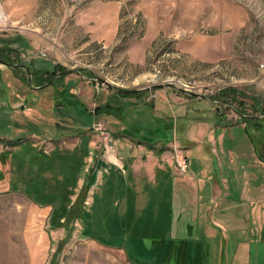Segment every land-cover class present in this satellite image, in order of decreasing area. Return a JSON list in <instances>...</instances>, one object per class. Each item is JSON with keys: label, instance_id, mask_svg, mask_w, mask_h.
<instances>
[{"label": "rangeland", "instance_id": "1", "mask_svg": "<svg viewBox=\"0 0 264 264\" xmlns=\"http://www.w3.org/2000/svg\"><path fill=\"white\" fill-rule=\"evenodd\" d=\"M0 3L6 20L0 24V47L18 50L22 63L32 70L31 79L34 71L56 70V65L65 68L51 82L64 75L58 87L63 85L69 92L52 97L51 84L43 83V87L36 89L28 87V74L0 65V138L17 141L13 146L0 144V153L5 151L3 157L9 160L7 170L12 184L27 186L29 182L20 175L33 174L38 187L35 200L52 207L47 221L50 239L56 240L51 264L96 263L98 247L119 253L116 248L97 245L92 240L123 243L127 247L133 233L144 237L140 240L157 237L154 234L159 228L166 233L162 226L163 218L167 219L163 208L145 210L157 189L152 187L151 178L146 177L145 168L136 167L133 181L128 172L115 181L103 180L100 173L97 179L96 174L91 175L97 153L101 156L105 150L111 151V145L115 142L117 146L122 140L134 144L156 141L181 147L192 139L194 131L206 138L208 129L221 123L218 118L221 112L228 114V109L242 113L243 121L246 115L264 118V0H0ZM72 69L75 70L71 73L57 75ZM79 70L83 72L80 74ZM95 77L107 80L117 89L172 82L209 99L186 96L172 88L142 92L138 96L118 94ZM105 103L115 108L110 113L105 110L96 113L95 108L100 106L101 110ZM254 123L249 119L223 138L225 143L233 142L234 136L250 139L254 150L244 157L246 173L242 176L250 186L264 179L254 164L256 158H264L261 151L264 125ZM97 125L100 132L94 128ZM174 154L173 175L182 177L176 173V157L178 160L184 154L179 150ZM189 163L186 159L187 168ZM167 178L169 185L163 182V191L171 189V169H167ZM123 179L136 194L137 210L129 219L127 231L120 229L118 219L126 204L125 195L112 197L113 189L124 191ZM181 180V192L191 194L195 184L186 178ZM104 183L107 195L106 189L103 192ZM241 185V180H235L233 198L224 202L223 207L219 200L216 210L219 212L224 206L246 207H239L240 213L226 214L231 218L226 225L219 220V225L210 229L209 240H230L234 254L238 253V244L245 243L246 264H264V214L259 217L253 211L256 204L252 197L243 204L233 202L232 199H238ZM186 200L189 198L181 199L183 203ZM113 204L119 214L106 215L116 220L115 225L109 221L96 222L98 213L103 215V210H110ZM75 205L83 209V217L73 220L68 217ZM152 214V224L148 226L145 221ZM65 215L63 224L58 225V219ZM132 226L135 230H131ZM139 226L150 229H138ZM175 231L171 224L165 236L172 237ZM202 231L197 228V236Z\"/></svg>", "mask_w": 264, "mask_h": 264}, {"label": "crops", "instance_id": "2", "mask_svg": "<svg viewBox=\"0 0 264 264\" xmlns=\"http://www.w3.org/2000/svg\"><path fill=\"white\" fill-rule=\"evenodd\" d=\"M210 101L212 102V100ZM221 114L222 116L218 118L221 123L210 127L206 138L199 137L198 131H194L192 139L187 140L181 147L165 146L158 143L153 148H147L143 144H134L130 141L123 142L122 140L117 146L114 142L111 145V151L105 150L101 156L97 153L96 162H93L91 166L96 178L97 173H100V178L105 181H111V179L115 181L116 178L119 179L120 174L125 177L126 172H128V176H132L131 181H133V171L136 167L143 166L145 171L148 172L146 177L151 178V181H153L152 187L154 188L157 186L158 180L166 179L167 169H171V175H173L172 167L175 150H179L184 154L190 163L183 176H185L187 182L195 184V188L191 194L181 192V190L177 192L180 200L183 196L185 199L189 198L185 201L188 202V205L183 206L182 209L192 214L189 217L195 220L194 232L200 227L203 230L199 236L195 237L199 240H191L188 244L186 256L178 253L176 260L187 259L186 261H188L189 259L186 264H246L243 254L245 243H239L236 249L238 253L234 254L232 248L229 247L230 240H209V231L213 226L219 225V220L226 225L231 220L230 216H226V214L240 213L241 210L238 208L246 207L245 205L237 208L233 206L226 208L224 206L219 212L216 210L219 200L222 201L220 206L223 207L224 202L233 198L232 186L235 180H241L242 185L239 187L238 199H232L233 202L238 201L243 204L244 200L252 197L253 202L256 204L253 211L256 215L258 213L259 217L264 214V179L256 177L260 182L256 179L257 182L250 186L242 178L246 173L244 171L246 166L244 157L249 150H254V147L250 144V139H245L243 136L239 138L234 136L233 142H223L224 136L228 133L230 135L232 129H239L238 125L244 126L245 121L250 119L253 123L255 121L256 126L262 127L264 118L259 117V115L254 117L246 115L243 121L240 119L243 114L236 113L232 109H228V114L223 112ZM231 118H233L232 122L229 121ZM259 120H262L263 123ZM162 147H164V151L158 154V150ZM262 150L264 151V147L261 146ZM139 153L141 155H138ZM262 155L264 156V153ZM234 156L235 159H233ZM254 164L257 170L264 174V158H256ZM256 175L258 174L253 173V176ZM20 176L22 179H26L25 181H29L30 178L33 181L27 183V186L15 184V188L0 187V264H51L50 261L55 255L56 240L50 239L47 232V221L52 207L47 204H39L35 200L38 187H35L33 174L28 172L26 174L25 172ZM124 182L128 184L126 181ZM12 183L14 182L11 181V185ZM28 184L30 185L28 186ZM105 185L106 183L103 184V192L106 189ZM122 191L118 188L113 189L112 197L115 195L118 198L121 196ZM107 193H109L108 189H106L105 195ZM192 197L194 200H192ZM113 207H115L114 204L110 210H103V215L98 213L96 222L109 221V223L115 225L116 220L112 216L106 215V213L119 214L118 208ZM124 212L125 207L122 213ZM216 213H219V217L216 216ZM118 219L120 220V216H118ZM92 241L97 242V245L101 243L104 246L119 250V253L112 254L113 252L106 251L96 245L98 247L95 250L97 261L101 259V262L96 261L98 264H109L114 259L115 261L112 264H131V262H133L132 264H178L173 259V253L169 255L172 246L170 240H127L129 242L127 247L123 243L113 242L109 244L100 240ZM137 245L141 246L143 254L139 252ZM86 249L90 250L89 248ZM75 255L78 254L75 253ZM204 259L206 263H204ZM119 261L127 262L121 263ZM179 264H184V262Z\"/></svg>", "mask_w": 264, "mask_h": 264}, {"label": "trees", "instance_id": "3", "mask_svg": "<svg viewBox=\"0 0 264 264\" xmlns=\"http://www.w3.org/2000/svg\"><path fill=\"white\" fill-rule=\"evenodd\" d=\"M6 50L8 51H17V49L8 47ZM56 70H39V71H34V74H32V83L35 85H41L43 83L48 82L49 80H51L56 73H58L59 71L64 70L65 68L56 65L55 66ZM80 74L83 72L82 70L78 71ZM65 76H58L55 77L52 82H51V86L53 87V93H52V97H55L56 94L59 93H64V92H69V89L64 88V86L62 85V87L59 89L58 84L62 83V79ZM90 78V77H89ZM22 80V78H20ZM93 81L94 79L91 78ZM24 80V79H23ZM27 82V86L30 87V85L28 84V80ZM69 84V83H67ZM142 93H135V94H125V95H132V96H138ZM117 95V94H116ZM100 106H97L95 108V112L99 113L102 112V110H105L106 113H110V111H112L115 107L113 105H111L110 103H105L104 105H102L101 110L99 109ZM17 141L14 140H10V139H1L0 138V144L6 145V146H13L16 145ZM158 142L156 141H150V142H144V143H139V144H143L145 145L147 148H153L154 145H156ZM164 151V147L160 148L158 150V154L162 153ZM5 153V151H3L2 153H0L2 155V157L0 156V166H4V170H1L0 168V187H5V188H15V185H11V181H10V177H9V172L7 170V167L9 164H7L9 162L7 157H3V154ZM21 170H24L23 167ZM26 171V170H25ZM29 173V172H28ZM27 174V172H26ZM31 174V173H29ZM91 175H94V172L92 171ZM91 176V178H92ZM165 180H158L157 182V186H155L154 188H157L156 191H154V189L152 190V192L154 191L153 194V201H151V205L149 207H147L148 205H146L145 210H153L156 208H163L164 212V216L167 217V219L165 220V218H163L162 220V226L166 229V233L168 232L170 225L173 224L174 229L176 230L174 233H172V237L169 236H165L166 233H162L161 228H159L160 231H158V233H155L154 235H156L157 237H151V240H170L172 242V246L171 249L169 251V255H171L173 253V259H177V255L178 253H182L185 254V256L187 255V249H188V244L191 242V240H199L198 238L195 239V237H197V233L194 232V224H195V220H192L189 215L190 214L188 211H185L184 209H182L183 205L186 207L188 204V202L183 203L180 200V197L178 195V192L180 191L179 187L183 186L182 184V180L180 179V177L178 176H174L171 175L170 181V188L168 191H163L161 189L162 183L163 182H167L166 184L169 185L168 182V178L167 175ZM183 177V176H182ZM185 177H183L184 179ZM32 178H30V180L28 181L29 183H31ZM125 180H123V189L124 191L122 193H124L125 195V212L122 214H119L120 216V220H119V226L120 229H122L123 231H127V229L129 228V219L132 218V216L134 215V203H135V194L134 191L132 190L131 187H129L125 182ZM91 181L88 182V184H90ZM178 191V192H177ZM28 193V192H26ZM30 194V193H28ZM31 195V194H30ZM32 196V195H31ZM182 203V206H181ZM148 204V203H147ZM77 209V210H76ZM81 218L83 217V209L77 205H75L74 207H71V211L69 212V217L68 218H72L74 220V218ZM63 218L64 220L61 221L60 219ZM153 218V214L149 217V218H145L146 221L145 223L148 222V226L152 224V219ZM66 219V215L64 217H60L58 219V225L63 224V222ZM72 220V221H73ZM71 221V223H72ZM57 224L55 223V227H57ZM70 225V224H69ZM148 226H139V228H145V229H150ZM59 227V226H58ZM131 230H135V227L132 226ZM141 237L139 235H136V233H133L130 236V240H140ZM137 249L139 250L140 253L143 254V250L141 249L140 245L136 246ZM187 259L184 260H176L178 262V264L180 262H184V264L188 263V261H186ZM176 262V263H177ZM204 263L205 259H204Z\"/></svg>", "mask_w": 264, "mask_h": 264}, {"label": "water", "instance_id": "4", "mask_svg": "<svg viewBox=\"0 0 264 264\" xmlns=\"http://www.w3.org/2000/svg\"><path fill=\"white\" fill-rule=\"evenodd\" d=\"M2 62V61H0ZM7 66H21L23 68L26 69V72L28 74V78H29V84L31 85V76H30V71L28 68H26L25 66L23 65H15V64H12V63H5ZM75 69H72V70H67V71H64V72H60L59 74L57 75H61V74H64V73H71L73 72ZM95 79H98L99 82H101L102 84H105L106 86L108 87H111L112 89H114L118 94H135V93H142V92H148V91H154V90H159V89H162V88H172V89H175L177 90L178 92L186 95V96H190V97H197V98H202V99H209V97L203 95V94H200V93H197V92H194V91H191V90H188V89H185V88H182L181 86H178L172 82H165V83H158V84H151V85H148V86H145L143 88H137V89H117L114 87V85L110 82H108L107 80L105 79H102V78H98V77H95ZM50 83V81L48 82V84ZM42 87V86H40ZM38 87V88H40ZM263 115H264V112H263Z\"/></svg>", "mask_w": 264, "mask_h": 264}, {"label": "flooded vegetation", "instance_id": "5", "mask_svg": "<svg viewBox=\"0 0 264 264\" xmlns=\"http://www.w3.org/2000/svg\"><path fill=\"white\" fill-rule=\"evenodd\" d=\"M8 47H0V61H2V62H0V65H4V66H6L7 68H10L12 71L13 70H21V71H24L25 72V74H27V72H26V69L25 68H23V67H21V66H7L5 63H12V64H15V65H23V66H25L26 67V65L25 64H23L22 63V60H21V58H20V56H19V52H18V50L17 51H8V50H6ZM14 54V55H13ZM29 71H32V70H29ZM31 75H32V72H31ZM28 79V84H29V78H27ZM50 81V83L49 84H51V80H49ZM48 81V82H49ZM48 82H46V84H48ZM30 85V84H29ZM45 84H41V85H33L32 84V79H31V85H30V87L31 88H34V89H36V88H38V87H40V86H44ZM41 88V87H40Z\"/></svg>", "mask_w": 264, "mask_h": 264}, {"label": "built area", "instance_id": "6", "mask_svg": "<svg viewBox=\"0 0 264 264\" xmlns=\"http://www.w3.org/2000/svg\"><path fill=\"white\" fill-rule=\"evenodd\" d=\"M0 5H1V3H0ZM5 16H4V14L2 13V11H1V6H0V24H2V23H5ZM96 130H100V126L99 125H97V126H95L94 127ZM100 132V131H99ZM176 167H177V171H176V173L178 174V175H183V174H185L186 173V170H187V165H186V158L183 156V157H181L180 159H178L177 160V157H176Z\"/></svg>", "mask_w": 264, "mask_h": 264}]
</instances>
